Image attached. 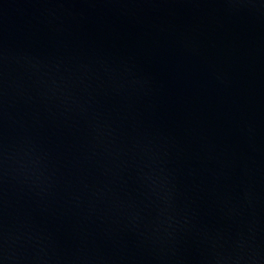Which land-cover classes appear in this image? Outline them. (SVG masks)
Instances as JSON below:
<instances>
[{"label":"water","instance_id":"water-1","mask_svg":"<svg viewBox=\"0 0 264 264\" xmlns=\"http://www.w3.org/2000/svg\"><path fill=\"white\" fill-rule=\"evenodd\" d=\"M0 264H264V0H0Z\"/></svg>","mask_w":264,"mask_h":264}]
</instances>
